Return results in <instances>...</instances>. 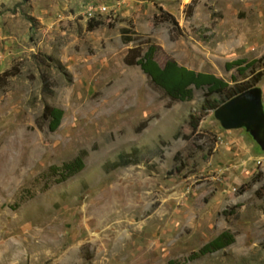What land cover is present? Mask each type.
<instances>
[{
  "label": "rangeland",
  "instance_id": "rangeland-1",
  "mask_svg": "<svg viewBox=\"0 0 264 264\" xmlns=\"http://www.w3.org/2000/svg\"><path fill=\"white\" fill-rule=\"evenodd\" d=\"M150 47L229 91L170 100L125 62ZM252 86L264 112V0H0V264H264V147L207 110Z\"/></svg>",
  "mask_w": 264,
  "mask_h": 264
},
{
  "label": "trees",
  "instance_id": "trees-1",
  "mask_svg": "<svg viewBox=\"0 0 264 264\" xmlns=\"http://www.w3.org/2000/svg\"><path fill=\"white\" fill-rule=\"evenodd\" d=\"M165 19L164 21H169ZM93 22V23H92ZM100 24L98 22L90 21L88 23V30H94ZM153 48H149L148 51L142 54L138 49H131L126 56L125 62L128 65L139 66L143 74L151 81V83L161 89L172 101H186L190 100L192 97V89L195 88L197 90L204 89L206 91L205 97L209 98V96L218 95L221 96L229 91V85L227 82L222 79L217 78L211 74L205 73H196L194 71H190L184 67L179 66L173 59L169 58L166 60L163 67H160L153 60ZM130 56L133 59L130 61ZM246 64L243 60L234 61L226 65L227 70H232L234 68L237 69V72L241 75L245 72L247 65L244 67L242 65ZM249 65V64H248ZM262 75L260 73L257 74L256 80L258 81ZM247 88L241 92L234 94L228 101H231L237 96H241L242 93L248 91ZM226 103V102H225ZM223 103L222 105H224ZM208 101L205 100V105L203 110L205 111L207 108ZM220 106L211 105L207 110L217 111ZM63 113L61 110L46 106L44 112L42 114V119L49 122V130L55 131L61 122ZM200 119H196L195 117H191L190 122H192V129L195 130L199 125ZM138 155L139 150L134 149L130 154L120 156L115 162L111 163L110 170H116L120 168H125L131 165L138 164ZM83 168V158L79 157L74 161L65 164L63 166L64 172L68 175L75 174ZM233 238L228 233H222L206 245H204L198 252L193 253L190 256L189 260H193L195 258L205 256L208 254L216 253L220 250H223L230 244H232ZM169 264H176L175 262H170Z\"/></svg>",
  "mask_w": 264,
  "mask_h": 264
},
{
  "label": "water",
  "instance_id": "water-1",
  "mask_svg": "<svg viewBox=\"0 0 264 264\" xmlns=\"http://www.w3.org/2000/svg\"><path fill=\"white\" fill-rule=\"evenodd\" d=\"M215 116L224 129L245 126L254 139L264 147V112L259 89L253 88L235 97L219 108Z\"/></svg>",
  "mask_w": 264,
  "mask_h": 264
},
{
  "label": "built area",
  "instance_id": "built-area-1",
  "mask_svg": "<svg viewBox=\"0 0 264 264\" xmlns=\"http://www.w3.org/2000/svg\"><path fill=\"white\" fill-rule=\"evenodd\" d=\"M94 11L97 12V14H105L107 12V9L105 7H97L94 9Z\"/></svg>",
  "mask_w": 264,
  "mask_h": 264
},
{
  "label": "bare ground",
  "instance_id": "bare-ground-1",
  "mask_svg": "<svg viewBox=\"0 0 264 264\" xmlns=\"http://www.w3.org/2000/svg\"><path fill=\"white\" fill-rule=\"evenodd\" d=\"M138 81V80H137ZM128 85V84H127Z\"/></svg>",
  "mask_w": 264,
  "mask_h": 264
}]
</instances>
